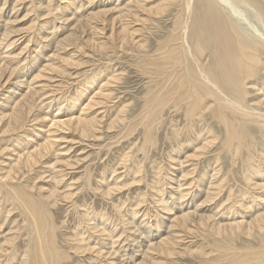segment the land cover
<instances>
[{
	"label": "rangeland",
	"instance_id": "obj_1",
	"mask_svg": "<svg viewBox=\"0 0 264 264\" xmlns=\"http://www.w3.org/2000/svg\"><path fill=\"white\" fill-rule=\"evenodd\" d=\"M68 1L69 0H64V2H63V0L62 1L53 0L52 7L55 8L54 12L57 13V12L61 11L58 7L59 6L58 4H60V6L64 8L65 3H67ZM72 1L76 2L75 4H76V6H78L77 7L78 10L77 9L74 10V4L73 5L71 4L70 6H68V8L65 6V9H63L64 14L66 16L68 15V17L71 18L70 19L71 21L69 22V24H71V22L74 23L75 20H77L76 18L82 19L83 17H85L86 14L89 11H91L90 7L92 5L90 0H82V1L81 0H72ZM95 1H101V0H95ZM103 1L106 2V6L105 7L99 6L98 8L96 7L95 10L113 8L114 5H115L114 7H116L117 5L123 6L122 3L128 2L129 0H125V1L124 0H122V1L121 0H117V1L116 0H109V1L103 0ZM146 1H147L148 7H154V8H158L157 5L162 4L165 1L167 3H165V6H163L165 8V10L163 12H160V13L155 12V13H151V14L150 13H147V14L143 13L144 15L141 14L140 21L136 20L134 17L132 18V17L127 16L124 18L122 17L120 19L117 18L116 22H115L116 24H113V26H112L113 18L118 17L119 13L114 12V15L109 14L104 18L105 21L103 22V24H102V21L99 22L100 27H102V26L105 27V30H103V32L100 31L99 35H94L93 33H91L90 28H87L86 26H84L85 28L82 27V28L77 29V31H76V37L77 38L75 39L77 42H75V43L78 45L77 46H74V44L67 45L68 49H67V47L63 48L64 47L63 46L62 49L59 51L60 54L62 53L61 55L65 56V58H70V56H71V58L73 59L75 64L68 66V68L66 70V74H58L55 71L50 70L51 71L50 72L48 69L44 70L43 67L47 64V62H45L46 61L45 58L47 57L48 54L53 53L52 51L54 49V46H57L58 41L64 37H66L70 33L71 29L64 27V26H61L62 20L60 19V16L59 17L58 16H56V17L51 16L50 17L47 15H43V16L41 15L42 17L39 16L40 18L38 16H36V14L40 15V13H42V11H39L38 9L45 7L46 4H49V0H47V1L46 0H0V6H1L0 15H2V17L4 16L3 17L4 19L2 17H0V20H1L0 21V29H1L0 32L1 31L4 32L5 19H8V17L11 16L10 18L12 19V21L14 18H15V21L18 20L16 22L15 21L12 22V24L15 22L13 24L12 28L14 30L16 29L18 32L17 33L18 38L16 37V35H15V37H13V38L18 39L17 42L15 44H13L12 46H10L8 48H4V49H3V46L5 44H2L0 42V44H2V45H0V50H1L0 51L1 52L0 53V55H1L0 59L3 60V62H6V63L2 62V65H1V60H0V67L7 68V71L3 73V75L0 79V93H1L0 97L2 98V99L0 98L1 99L0 103L3 102V98H4L3 96L9 95V91L16 88V86L20 87V85H21V88H20L19 92L17 93L16 97L14 96L15 99H12L13 101L10 100L11 102L7 103L8 106L6 105V107H5L6 113H9L12 110V108L14 107V105L17 104V101L19 99H22L23 96L25 94H27V92H29L30 89L28 87H30L32 89V88H35L37 86L38 90L36 89V92L38 91V93H39V94L37 93V95L34 98L33 110L28 109L30 112L27 110L28 112L26 111V113H25V116H26V114H27V116L30 115L31 117L33 115H35V116L32 117V119L30 116L29 117L26 116L27 118H26L25 124L23 125V130L21 127V128H19V130L18 129L14 130L13 133H12V131L8 132V134L7 133L3 134L2 132L0 133V157L2 155H4V156H2L3 159L0 158V167H1L0 168V180L3 177L2 183H0V186H1L0 187V204H1L0 221L2 223H4V229L6 230L5 232H7V231L9 233L11 232L10 236L13 237V240H14L13 242H15V248L13 245H11V243L9 246L7 244L3 247L5 249H7V251H9V248H10V251H11L10 255L13 252H16L15 255L17 257H19L20 254L22 253V251H24L26 248H28V247L32 248V244H31L32 242L29 240H30L31 234L33 233L32 232L33 230H32V228H30V225L27 221V215L24 212L25 211L24 206L21 205V203H18V201L16 200V196L13 193V191L9 190L10 188H12V185H14V186L15 185H17V186L21 185V186H23L24 189H26L31 194V197L33 199L36 198V199H39L40 201H42V203L39 205V207L41 206V208H44L50 212L51 221H52V223H54V226L56 227L57 246L59 249H61L63 252H66V254L68 255L67 259L64 261V264H80V263L81 264H93V263L94 264H99V263L100 264H102V263L103 264H109V263L105 262L107 259H108L107 261H109V262H114V260H111V258H114L113 257L114 255L110 257L109 254H106L105 257L102 256V259H99L96 256V252H92L90 254V252L88 251L89 253L87 252V253L82 254L79 252V254H78L75 250L76 245L78 243V240H76V238H78L77 234H79L80 232L83 233V235L85 236V239H87V241H85L86 244H90L91 246L94 245L95 247H98V248L100 246L103 247V244H104V247L106 249L109 248L108 249L109 251H113L114 248L110 249L112 246L108 242L109 241L108 237L107 236H101V235H103V233L101 234L100 230L104 226L100 225V226L95 227L96 226L95 224L98 221L99 222L103 221L107 224V226L109 228L114 227V228H116L117 233L120 232V234H122V236H120L119 242L116 243L114 246V247H117V245L119 244L118 247L116 248V249H118V248H120V244H122V245L128 244L130 242V239L134 237V236H132V235H134V234H132V233H134V231L130 232L131 230H128L129 231L128 232L127 230H125V227L124 228L122 227L126 224L125 219L131 218V215L134 214L132 212H134V211H136V214H137V216L135 215L136 216L135 220H137L139 225H141L142 229L145 228L146 230H148V226H149L148 224L154 223V220L156 221L155 214L157 215L159 212L162 215L165 214V213H163L164 210H162L160 203L158 202V200L160 198V194L158 193L157 189H160V188L163 189V187H164L163 190H165V192H164L163 197L168 198V195H169L168 192L172 188H174L175 185L177 184L175 180H173V181L171 180V184H168L167 183L168 179H165V177L167 178L169 176L175 177L174 172L177 169V166H176L177 160L175 158H171V156H173L174 154L176 155L177 149L180 148V146H182V144L188 145L190 143L188 141L189 138H196V136L200 133H203V135H205V133H206V135H205L206 137L211 135L212 137L213 136L217 137V139L215 140L214 145L212 147H210V149L205 151V154L203 156H201V159L191 160L187 164H185L188 166L187 170L188 169L191 170V173L188 175V177L190 176L189 177L190 180H186V181L182 182V183H184V185H182V187L180 189L188 188L189 185L186 183H189L192 180H193V184H194V183H197V182L201 181L202 179L206 178L210 174V171L212 170V167L214 165V167H217V169L218 168L220 169L219 177L222 180H224V183H223L224 195H226V192L228 195V193L230 191H233V193L235 192L233 195V199L236 200L241 196L240 194L245 192V190L247 188V184H246L247 181L244 178V173L248 171L246 163L248 162V159L250 158V157H248L249 152L247 150H244L241 155H236L233 157V155H231V153L227 149H225V146H224L225 145L224 144L225 136H226L225 128L223 125H221L218 122V120L215 118V116L212 114V112L210 110L205 111L204 118L196 117L194 119L195 124H194L192 129H191V127H188V124L193 122V120L187 121L184 106H181V108H178L174 105L173 102H170L169 104L164 106L163 109L161 111H159V113H156L153 115L151 114V109H152L151 108V104H152L151 102H152V100L156 97V95H158V94L161 95L163 90H165L164 89V86H165V75H164V73H165V71L162 72V70L157 69V67H155L157 65L154 64V62L160 64L163 61L161 59L163 56L161 55V52H160L162 49V46L165 45L168 41H171L172 37L175 34L182 32L181 29L178 27L181 25V23L184 24L185 20L186 21L188 20V23H189L187 31H188V35H189L188 37L190 38V41L191 40L195 41L196 39H198V36H194V27L197 24L194 20L195 13L191 12L192 14L191 13L188 14V12H186L185 5H184V2H186L185 0H169V1L168 0H165V1L164 0L163 1L162 0H154V1L153 0H146ZM196 2H197V0H192V5H195ZM150 3H151V5H149ZM246 3L247 2H242L240 0L239 1L238 0L237 1L236 0H234V1L233 0L232 1L226 0V5L229 7V8L228 7H226V8H227V11L230 12L231 15L233 16V18L236 20V23L239 24V26L244 24L243 26L245 29L250 27L248 30H245L243 28V26H240L244 31L255 34L258 38L261 37L260 39L264 40V37H263L264 36V23H263L264 20L260 21L262 19L257 17L256 13L254 12V11H256L255 8H253L250 4H249V6H251V8H249L247 5H245ZM112 4H113V6H112ZM40 6H42V7H40ZM25 7H27V8H25ZM33 8H35V11L26 15L27 10L28 9L32 10ZM230 9L233 11H230ZM251 9H253V10H251ZM2 10H3V12H2ZM241 10H243V11H241ZM75 11L76 12L78 11V12L76 13ZM86 11H87V13H86ZM234 11L237 12V15L239 17L236 16V13ZM5 12H7V14ZM35 12H40V13L38 14ZM1 13H3V14H1ZM81 15H83V16L81 17ZM109 16H111V17H109ZM244 16L247 19V21L250 20L249 21L250 23L249 22L247 23L246 19L243 18ZM53 17H54V20H53ZM36 18H39V20ZM47 18H49L48 21L50 20V21H52V23L50 21L49 22L47 21L50 24H47V22H46V24H47L46 25L44 22L47 20ZM56 18H57V20H56ZM109 18H111V19H109ZM241 18H243V19H241ZM36 20H37L38 24H36L35 28L32 30L29 29L30 25L33 24L34 21L36 22ZM118 20L119 21L122 20V21L119 22ZM123 20H125V21H123ZM2 22H3V24H2ZM109 22H110V24H109ZM124 23H129V27H130L128 41H125V40L122 41V39H123L122 36H118L115 34V32L117 33L118 29H120ZM252 23H256V26H255V24H253V26H251ZM134 24H135V27H134ZM247 24L249 27L247 26ZM261 24H262V26H261ZM38 25L39 26L44 25L45 28H44V26L39 27ZM50 25L53 26V27H51V29L49 27ZM59 25H60V27H59ZM54 26L55 27L58 26V27L54 28ZM110 26L112 28H110ZM1 27H3V28H1ZM38 27H39V30H37ZM41 28H43V29H41ZM57 28H58V30H57ZM131 29H132V32H131ZM111 31H112V33H114V38L111 37L113 35L111 33ZM196 32H198V31H196ZM52 34H54V35L56 34L57 38L54 40L55 42L53 41L54 43L51 42V44H50V42H48L47 39L50 40L52 37ZM90 34H93V35H90ZM88 37H90V39ZM116 37H118V38H116ZM119 37H120V39H119ZM1 38H2V35L0 34V39ZM33 38L36 40H34ZM37 38L38 39L41 38V39L37 40ZM87 40H88V42L86 43ZM116 40H118V41H116ZM1 41H2V39H1ZM93 42H94V44H93ZM28 43H29V45H28ZM79 43H80V45H79ZM119 44H120V46H119ZM23 45L27 48H24ZM101 45L103 46V48L101 47ZM23 49H24V51H23ZM5 51L7 53H5ZM30 51H31V53H29ZM78 51H79V53H78ZM19 52L22 53L20 55L21 57L22 56H25V57H22V59L20 58V56L17 57L18 54H20ZM27 53H29V55ZM3 55L6 56V58ZM33 55H34V57H33ZM41 55L44 57H42ZM27 56L28 57L31 56V57H29V59H28ZM1 57L5 58V59H2ZM208 57L209 56H204L202 58L201 64L203 66H208V64L210 63V57L209 58ZM30 58H32V59L30 60ZM36 58H37V61H35ZM10 60L13 63H10L11 62ZM15 61H18V62L15 64ZM23 61H24V63H23ZM56 61H55V63H56ZM48 63H50V62H48ZM19 64H20V66H19ZM10 65H12L11 68H9ZM23 66H25V67H23ZM18 68L21 69L22 79L26 80L25 82H30L32 85L30 83H24V82H23V84H25V85H23L22 83L20 85L15 84L17 82V80L21 79V77H18L19 79L16 80V77L20 74V70H18ZM9 69H10V72H12V70L14 69L15 73H13L11 75V73L9 72ZM16 71L18 72V75H16ZM48 71H49V73H48ZM39 72L40 73L42 72L40 78H39V76H37L38 74H40ZM44 74L46 75V77ZM48 74H50V76ZM90 74L93 75V77H94L93 79H92ZM261 74L262 75H261V77H259V79H254L253 81L254 82L258 81L260 84H264V70L261 72ZM9 75H11V76L9 77ZM55 75H57V76H55ZM99 75H100V78H98ZM33 76H34V78H33ZM59 76H61V77H59ZM7 78H8V80H7ZM88 78H90V79H88ZM84 79H85V81H87L86 83L84 82ZM5 80H6V82H5ZM41 80H43V81H41ZM88 80H89V82H88ZM90 81H92V83H94V84H91ZM2 83H3V86H2ZM89 83L91 84V86H88V85H90ZM13 84H15V85H13ZM26 85H28V87ZM33 85H34V87H33ZM84 85H86V87H87L86 89H85ZM10 86H12V87L14 86L13 89ZM250 87H252V86L250 85ZM81 88H83V89H81ZM77 89H79V91H77ZM84 89H85V91H83ZM7 90H8V92L6 93ZM81 91L84 92V96L80 95ZM100 91H102L104 93L106 91V94H108V97L105 99L98 98L100 101H102V103H100V105H95L92 109H88L86 111V114L89 117L95 116L96 114H98V115L100 114L99 117H102V123L97 128L96 132H94V134L87 136V137H84L78 131L73 130L71 128L60 127V129H58V127H56L54 124H53L54 126L52 125V123H53V122H51L52 116H56V119L60 118V119L64 120V119H68L70 117L73 118L75 116L77 117V116L81 115L83 113L82 109ZM77 92L79 94H77ZM259 92L260 91H258L256 88H254V87L251 88V90L248 94L249 95L248 98L252 100L251 103H253L257 100V97L259 96ZM2 94H4V95H2ZM75 95L76 96L80 95L81 101H79V103L77 104L78 106H76V105L72 106L71 105L72 106V109H71L70 108L71 106H69V103H70L71 99L74 98ZM58 100L59 101L63 100L65 102H63V101L59 102ZM66 100H67V102H66ZM96 100H97V98H96ZM57 101L59 102V104L55 103ZM35 102H36L37 106L35 105ZM47 111H49V113L46 114ZM5 112H4V114H5ZM50 112L52 113V116L50 115ZM148 112H149V114H148ZM55 113H56V115H55ZM36 115H40V116L48 115L49 118L41 121L40 118H42V117H40L39 118L40 121H38V124H36L37 122L35 121L36 122L35 123L33 120L36 117ZM1 117H2V115H0V118ZM5 120L3 119V121L1 122L0 125L5 123ZM103 120L104 121L107 120L106 121L107 123L104 122ZM114 120H116V121L113 122ZM105 125L107 127H104ZM0 127H2V126H0ZM6 127L7 126H5L4 129H6ZM26 127L30 128V129L34 128L33 131L35 129L36 130L33 132L32 130L27 129ZM207 129H211V132L208 133ZM29 130L31 132H29ZM22 131L24 133H22ZM25 131H28L29 133L26 134L27 132H25ZM187 131H191V134H188ZM15 132H19L21 135L18 133H15ZM1 134H2V136H1ZM22 134L23 135L26 134V135H24V137L27 136L26 140L25 139L23 140L24 137L22 136ZM146 136H148V137H146ZM246 136L256 139L255 142L252 141L253 147L250 149V151L254 155H256L257 151L263 150L264 139H263V132L262 131H260L259 129H257L255 127H250V131L246 134ZM19 137H20V139H19ZM18 139L20 140V142H17ZM31 139H33V140L31 141ZM46 139H51V140L56 139V140H54L56 142L54 147H53L54 153H52L51 155L46 154L47 156L45 155L43 158H41V160L39 162H37L34 165V167L30 168V167H23L22 166L21 170H19V172L16 175L14 173H12L13 179H11L12 177H9V178L4 177L7 175L6 173L9 171L8 169H11L12 165L15 163L14 162L15 160H12V159H15L14 156H16L18 154V152L26 153L25 150H27V152L32 151V150L38 148L39 145L41 146V144H43L46 141ZM15 140H16V142H15ZM25 142H27V143H25ZM194 142H195L194 143L195 146H199L198 144L200 143V140L198 141V140L194 139ZM14 143H15V145H12ZM16 143L19 144V147ZM28 143H29V145H28ZM24 144H26V146ZM192 145H189V147L194 146V145L193 146ZM9 147H10L11 151H10ZM12 148L15 150H13ZM188 148L186 150H188ZM56 150H57V152H56ZM194 150H196V149H194ZM2 151H3V153H6V154H2ZM15 151H17V152H15ZM11 152H12V154H11ZM192 152L193 151H189L188 153L191 154ZM13 153H17V154H13ZM57 153H58V155H57ZM54 154H56V155H54ZM182 154L186 155L187 153H184L182 151L181 155ZM54 156L57 157L58 159H56ZM8 157H11V158L13 157V158L7 159ZM52 158H55V159H52ZM217 158H219L218 162L216 161ZM48 159H50V161ZM6 160L10 163H6L7 162ZM57 160H59L60 162L58 163V165L54 169L48 167L49 162L54 163ZM1 161H3V162L1 163ZM4 161H6V162H4ZM67 161H68L69 165H67L65 163ZM46 162H48V163L46 164ZM212 163H213V165H212ZM8 164L11 165V166L9 165L10 168L8 167ZM3 165H7V166H3ZM172 165H174L176 167H173ZM43 166H44V169L42 170ZM172 167L174 169H172ZM194 169H195V171H194ZM38 170L39 171L41 170L40 175L38 173L39 172ZM46 170H47V172H46ZM192 170L194 172H192ZM42 171H45V172H42ZM4 172H5V174H3ZM204 173L206 174V176ZM1 174H2V176H1ZM50 174L52 175V177L54 175H59L60 179L62 180L61 183L62 184L64 183V184L63 185L61 184L58 189L61 192H63V190H65L69 194H71V198H69L70 201L64 197H58V198H56L55 201H53V200L47 201L44 199V195L47 196L48 195L47 192H49L50 188L55 186V184H56V182H55L56 180L54 179V177L52 178ZM46 176H47L48 180L46 179ZM162 176H163V178H162ZM191 176H193V178H191ZM37 178H38V180H37ZM17 179H18V181H17ZM49 179L51 182H49ZM6 180L9 181V183ZM12 180H13V182H12ZM108 180L110 182H112L113 184L118 182L120 184V186L123 184V187L121 186V189H115L114 190L115 192L112 191L111 195H109V196L102 195V193L100 192V190L102 189L101 187L104 188V185L106 182H108ZM138 180H140L141 182L140 181L138 182ZM65 181H67V182L65 183ZM131 181H132V183H130ZM24 182H25V184H24ZM127 182L130 184H128ZM11 183H13V184L11 185ZM112 183H111V185H113ZM126 185H127V187H126ZM17 186H15V187H17ZM40 186H42V188ZM176 186H178V184ZM39 188H40V190H38ZM44 188H45V190H44ZM231 188H232V190H231ZM97 189H99V190H97ZM193 189L195 190L196 186ZM43 190H44V192L46 190H48V191H46L44 194ZM93 191L95 193H93ZM98 192H100V193L98 194ZM142 192H143V194H142ZM39 193H41V194H39ZM238 194H239V196H238ZM139 195H141V197H143L145 195L143 197L145 200L143 198L140 199ZM156 195H159V196H156ZM224 195H222V196H224ZM202 199L203 198H201V200ZM3 200H5V202ZM135 200H137V201H135ZM139 200L142 201V203H140ZM7 201H9V202L7 203ZM115 202H116V204H115ZM135 202H137L136 205H135ZM113 203L116 206V208H114ZM119 203L122 206V209H121ZM17 204H19V205L17 206ZM158 204H159V206H157ZM4 205L7 209L5 208L3 210L2 207ZM80 205H82V206H80ZM148 205H149V208H148ZM18 208H20V209H18ZM22 209H23V211H22ZM77 209H78V211H77ZM152 209L154 212L152 211ZM155 209L156 210L158 209L159 211L156 212ZM6 210H8V212ZM97 210L101 214L97 213L98 212ZM102 210H103V212H102ZM130 210L132 211L131 213H130ZM18 211H19V213H17ZM20 211L23 213H21ZM83 211L86 212L87 215H86V213H83ZM114 211H116V212H114ZM226 211L227 210L223 209V207H222L221 211L218 212L217 217H220V216L228 217L229 215H232L230 213L228 214ZM240 211H242V209H240ZM245 211H247V210H245ZM254 211H255V208L249 214H252V212H254ZM1 212L4 213L5 215L2 214ZM152 212L155 214H153ZM145 213L146 214L148 213L147 216ZM7 214H10V215H7ZM22 214H23V216H22ZM82 214H84V215H82ZM89 214H90V216H89ZM93 214H95V215L93 216ZM117 214H118V216H117ZM97 215L101 219H99L97 217ZM104 215L107 218L102 217ZM119 215H121V217ZM87 216L90 217V220L88 219L89 217H87ZM151 216L152 217L155 216V217L152 218ZM236 216H238V215H236ZM9 217H11V218H9ZM93 217H95V218H93ZM123 217H124L125 222L122 221ZM12 218H13V220H11ZM97 218H98V221H96ZM144 218H145V221H143ZM249 218H246V220ZM5 220H6V222H5ZM11 221H12V223H11ZM13 221H14V223H13ZM24 221H26V222H24ZM142 221H143V223H145V225L142 223ZM147 221L150 223H148ZM9 223H11L12 225L11 224H10L11 226L8 225ZM121 224H123V225H121ZM28 225H29V228H28ZM91 227L93 228V231L95 229L94 233L90 229ZM99 227H101V228H99ZM212 227H213V223L207 224L206 227H204L202 230H197V228H194L197 233L194 232V229L190 232H188L187 230L181 229L183 231H180V237L178 238V242H177L176 254L173 257L171 256V259L169 258L165 262L163 261V264H213L215 259L218 256V252L216 251V247L218 244L223 243V242H230L229 244H231L234 248H239L240 250L241 249H249V248L257 249V248H260L264 244V231L262 233L256 232L253 236H247L244 233V231L241 230L242 232L235 235V236H225V235H217L216 232L212 229ZM77 228H78V230H77ZM154 228H155V226H153V229ZM80 229H82V230H80ZM121 229H122V231H120ZM10 230H12V231H10ZM76 231H78V232H76ZM97 231H98V233H97ZM162 231H164V230L162 229ZM95 232H96V234H95ZM125 233H126V235H125ZM99 234H101V235H99ZM130 234H131V236H130ZM127 235H128V237H127ZM26 237H28V238H26ZM122 238H124V239H122ZM96 239H98V240H96ZM125 239H127L128 243L126 242ZM106 240L108 243L105 242ZM124 240H125V242H124ZM75 241H76V243H75ZM100 241L102 242V244L100 243ZM2 243L3 242H1L0 247L3 246ZM105 243H106V246H105ZM107 246H109V247H107ZM73 248L75 251L73 250ZM130 248H132V247H130ZM179 249H181V250H179ZM105 250H104V254L106 252H108V250H106V252H105ZM7 253H9V252H6L5 254H7ZM177 253H179V254H177ZM5 254L2 256L4 258L0 257V262L2 261L0 264H2L3 262H6L7 256H5ZM93 254H95V255H93ZM120 254L122 255V253H120ZM91 255H92V257H91ZM138 256H140V255H138ZM91 260H93L92 261L93 263L91 262ZM101 261H102V263H101ZM13 264H17V262L13 263Z\"/></svg>",
	"mask_w": 264,
	"mask_h": 264
},
{
	"label": "bare ground",
	"instance_id": "obj_2",
	"mask_svg": "<svg viewBox=\"0 0 264 264\" xmlns=\"http://www.w3.org/2000/svg\"><path fill=\"white\" fill-rule=\"evenodd\" d=\"M60 1H62V0H60ZM90 1L92 3V5L90 7L91 11H89L88 13L86 11L87 14L82 19L76 18L77 19V20H75L76 23L71 22V24H69V22L71 21L70 20L71 18L68 17V15L66 16L64 14V11H63V9H65V6L68 8V6H70L71 4L72 5L74 4V10L77 9L78 6H76V4H75L76 2H74L72 0H69L67 3H65L64 8L61 7L60 4H58L59 5L58 7L61 11L57 12V13L54 12L55 8L52 7L53 0H49V4H46L45 7L40 6L42 8H39L38 10L42 11V13L35 12L38 14L40 13V15L36 14V16H38V17L41 15L42 16L47 15L50 17L51 16H54V17L60 16V19L62 20L61 26H64V27L71 29L70 33L66 37L60 39L59 41L57 40L58 45L54 46V49L52 51L53 53L48 54L47 57L45 58L46 59L45 62H47V64L43 67L44 70L48 69L49 71L50 70L55 71L58 74H66V70H67L68 66L75 64L73 59L71 58V56H70V58H65V56L61 55L62 53L60 54L59 51L62 49L63 46H64L63 48H66L67 45H70V44H74V46L78 45L75 43V42H77L75 40L77 38L76 37L77 29L86 26L87 28H90L91 33H93L94 35H99L100 31L103 32V30H105V27L99 26V22L102 21V24H103V22L105 21L104 18L109 14L114 15V12L119 13V16L117 15L118 17L113 18L112 26H113V24H116L115 22H116L117 18L120 19L122 17L124 18L127 16L132 17V18L134 17L136 20L140 21L141 14H143V13H146V14L150 13L151 14V13H155V12L156 13L163 12L165 10V8L163 6H165V3H167L164 0L165 2L157 5L158 8H154V7H148L146 0H129L128 2L122 3L123 6H118L116 4L117 6L114 7L115 5L113 6V4H112L113 8L95 10V8L96 7L98 8L99 6L105 7L106 2H104L103 0H101V1L90 0ZM185 1L186 2H184V5H185L186 12H188V14H190L191 12L195 13L194 20L197 24L195 25V27L193 26L194 27V36H198V39H196L195 41H193V40L190 41V38L188 37L189 36L188 31H187L189 23H188V20L187 21L185 20L186 19L185 18L184 24L181 23V25L178 27L181 29L182 32L175 34L172 37L171 41H168L165 45L162 46V49L160 52H161V55L163 56L161 58L163 61L160 64L155 63V62H154V64L157 65V66H155V67H157V69L162 70V72L165 71V73H164V75H165L164 89L165 90H163L161 95L160 94L156 95V97L152 100V102H151L152 103L151 104V108H152L151 114L153 115V114L159 113V111H161L163 109V107L166 106L167 104H169L170 102H173L174 105L178 108H181V106H184L187 121L193 120V122L188 124V127H191V129H192L194 124H195L194 119L196 117L204 118L205 111L210 110L212 112V114L215 116V118L218 120V122L221 125H223L225 128V131H226L225 142H224L225 149H227L231 153V155H233V157L236 155H241L244 150H247L249 152L248 157H250V158L248 159V162L246 163L248 171L244 173V178L247 181V183H246L247 188H246L245 192L240 194L241 196L236 200L233 199V195L235 193V192L233 193V191H230L228 193V195L226 192L227 196L224 195V192H223L224 180H222L219 177L220 169L219 168L217 169V167H214V165L212 163L214 168L212 167L210 174L208 173L209 175L206 178H204V179L201 178L202 179L201 181L194 183V184H193V180H192L189 183H186L189 185L188 188L180 189L182 187V185H184V183H182V182H184L186 180H190L189 179L190 176L188 177V175L191 173V170H189V169L187 170L188 166L185 164H187L191 160L201 159V156H203L205 154L206 150L210 149V147H212L214 145V142L217 139V137H214V136L212 137L211 135L206 137L205 136L206 133H205V135H203V133H200L196 136V138H189L188 141L190 143L188 145L182 144V146H180V148L177 149L176 155L174 154L173 156H171V158H175L177 160V163H176L177 169L174 172L175 177L168 175L169 177H167V178L165 177V179H168V181H167L168 184H171V180L172 181L175 180L176 183L178 184V186H176L177 185L176 184L174 188H172L171 190L169 189L170 191L168 192V194H169L168 198L163 197L164 192H165V190H163L164 187H163V189L162 188L157 189L158 193L160 194V198H159L158 202L160 203L162 210H164V212H163V213H165L164 215H162L160 212L156 215L155 213H153L154 211L152 209V211H153L152 213L155 214V216H156V218H155L156 221L154 220V223H150L147 221L151 225L148 224L149 225L148 230H146L145 228L142 229L141 225H139L137 220H135V217L137 216L136 211L132 212L130 210V213L132 212L134 214L131 215V218L125 219L127 225L125 224L122 227L123 228L125 227V230H127V231L128 230H131L130 232L134 231V233H132V234H134V235H132L134 237L130 239L129 243L127 242V239H125L128 244H125V245L120 244V248L116 249L119 244L117 245V247H114V246L116 243L119 242L120 236H122V234H120V232L117 233L116 228L111 227L110 226L111 224L109 225L111 228H109L105 222H103V221L99 222L98 221V218H99L98 215L99 214H98L97 215L98 218L96 219V221H98V222L95 224L96 225L95 227L100 226V225L104 226V227L101 226L102 227L101 230L99 229L101 231V234L103 233V235H101V234H99V235L107 236L108 240H109L108 242L112 246L110 249L114 248V250L109 251L108 250L109 248L106 249L104 247V244H103V247L100 246L99 248L95 247L94 245L91 246L90 244H86L85 241H87V239H85V236L83 235V233L80 232L81 234L80 233L77 234L79 239L76 238V240H78V243L76 245L75 250L78 254H79V252L82 254L87 253L88 251L90 252V254L92 252H96V256L99 259H102V256L105 257L106 254H109L110 257L114 255L113 256L114 258H111V260H114V262H109V261H107L108 259L105 261L106 263H109V264H163V261L165 262L169 258L171 259V256L173 257L176 254L177 242H178V238L180 237V231H183V230H187L188 232L192 231L194 228H197V230H202L204 227H206L207 224L213 223L212 229L216 232L217 235L235 236V235L241 233L242 232L241 230H243L247 236H253L256 232L262 233L264 231V209H263L264 208V148L261 151L256 150L257 151L256 155H254L250 151V149L253 147L252 143L255 142L256 139L246 136V134L250 131V127H255V128H257L263 132V139H264V84H260L258 81L257 82L253 81L254 79H259V77H261V75H262L261 72L264 70V40H261L260 39L261 37L258 38L255 34L244 31L240 27V26H243L244 24L239 26V24L236 23V20L233 18L231 13L227 11L226 7H228V6L226 5V0H197L195 5H192V0H185ZM230 1H232V0H230ZM240 1L247 2L248 4L246 3L245 5H247L249 8H251V6L253 8H255L256 11H254V12L256 13L257 17L262 19L260 21L264 20V0H240ZM63 2H64V0H63ZM249 4L251 6H249ZM149 5H151V3ZM25 8H27V7H25ZM231 9H230V11H233ZM0 10H1V6H0ZM251 10H253V9H251ZM34 11H35V8H33L32 10L28 9L26 15L31 13V12H34ZM241 11H243V10H241ZM2 12H3V10H2ZM5 13L7 14V12H5ZM235 13H236V16L239 17L237 15V12H235ZM1 14H3V13H1ZM82 16L83 15H81V17ZM0 17H2V15H0ZM10 17H8V19H5L4 32H2V31H1L2 33L0 32V34L2 35V38H1L2 41L0 39V42L2 44H5L4 45L5 47L3 46V49L12 46L18 40L17 39L18 38L17 37L18 32L16 29L14 30L12 28L13 24L18 20L15 21V18L13 17L14 18L13 21H15V22L12 24L13 21ZM54 17H53V20H54ZM109 17H111V16H109ZM39 18H36V19L39 20ZM243 18L246 19L245 16ZM243 18H241V19H243ZM48 19L49 18H47L46 21L44 20L45 24L48 21ZM109 19H111V18H109ZM56 20H57V18H56ZM120 21H122V20H120ZM123 21H125V20H123ZM246 21H247V19H246ZM249 21H247V23ZM36 22H37V20H36ZM36 22L34 21V23L30 25L29 29H31V30L34 29L36 24H38V22L37 23ZM48 22H47V24H50ZM50 22L52 23V21H50ZM110 22H109V24H110ZM263 23H264V21H263ZM2 24H3V22H2ZM253 24H255V26H256V23H252L251 26H253ZM51 25L49 26L50 29H51V27H53ZM42 26H44V25H41L39 27H42ZM247 26H248V24H247ZM261 26H262V24H261ZM39 27L37 30H39ZM56 27H58V26H56ZM56 27L54 26V28H56ZM59 27H60V25H59ZM134 27H135V24H134ZM1 28H3V27H1ZM44 28H45V26H44ZM110 28H112V27L110 26ZM243 28H244V26H243ZM249 28H247V29L244 28V29L248 30ZM41 29H43V28H41ZM57 30H58V28H57ZM196 31H198V32H196ZM129 32H130L129 23H124L122 25V27L120 29H118V32L117 33L115 32V34L118 36H122V38H123L122 41H124V40L128 41ZM131 32H132V29H131ZM111 33H112V31H111ZM93 34H90V35H93ZM112 34L113 35L111 37L114 38V33H112ZM15 35L17 38H13V37H15ZM56 38H57V35L52 34V37L50 40L47 38L46 39L51 44V42H53ZM88 38L90 39V37H88ZM116 38H118V37H116ZM39 39H41V38H39ZM39 39L37 38V40H39ZM119 39H120V37H119ZM34 40H36V39H34ZM116 41H118V40H116ZM87 42H88V40L86 41V43ZM2 44H0V45H2ZM93 44H94V42H93ZM28 45H29V43H28ZM79 45H80V43H79ZM119 46H120V44H119ZM101 47L103 48L102 45H101ZM24 48H27V47L24 46ZM67 49H68V47H67ZM23 51H24V49H23ZM31 51L29 53H31ZM5 53H7V52L5 51ZM29 53H27V54L29 55ZM78 53H79V51H78ZM21 54L22 53L18 54L17 57H19ZM31 56H29V57H31ZM204 56L210 57V63L208 64V66H203L201 64V60ZM4 57L6 58V56H4ZM22 57H25V56H22ZM22 57L20 56L21 59H22ZM29 57H28V59H29ZM33 57H34V55H33ZM42 57H44V56H42ZM5 58H2V59H5ZM31 59L32 58H30V60ZM18 61H15V64ZM35 61H37V58ZM55 61H56V63H55ZM2 62H3V60H1V65H2ZM48 62H50V63H48ZM3 63H6V62H3ZM10 63H13V62L11 61ZM23 63H24V61H23ZM11 66L12 65H10V67L9 66L8 67L11 68ZM19 66H20V64H19ZM23 67H25V66H23ZM18 70H20V74L18 75V72L16 71V75H18L16 77V80L19 79L18 77H21V69L18 68ZM6 71H7V68L0 67V79L3 75V73ZM14 71L15 70L13 69L12 72H10V69H9V72L11 73V75L13 73H15ZM49 71H48V73H49ZM41 74H42V72L40 74H38L37 76H39V78H40ZM50 74H48V75L50 76ZM11 75H9V77ZM46 75H45V77H46ZM55 76H57V75H55ZM59 77H61V76H59ZM91 77H92V79L94 78L93 75H91ZM33 78H34V76H33ZM98 78H100V75ZM88 79H90V78H88ZM7 80H8V78H7ZM25 81L26 80H23L21 77V79L17 80V82L15 84L20 85L21 83L23 84V82L24 83H30V82H25ZM41 81H43V80H41ZM5 82H6V80H5ZM84 82L86 83L87 81H85V79H84ZM88 82H89V80H88ZM3 83H2V86H3ZM90 83L94 84V83H92V81H90ZM15 84H13V85H15ZM91 84L88 86H91ZM23 85H25V84H23ZM250 85L252 87H250ZM26 86L28 87V85H26ZM10 87L13 89L14 86L13 87L10 86ZM33 87H34V85H33ZM84 87H85V89L87 88L86 85H84ZM253 87L256 88L260 92H259V96L257 97V100L255 99L256 101L251 103L252 100L248 98L249 97L248 94H249L251 88H253ZM20 88H21V85H20V87L16 86V88L9 91V95L3 96L4 97L3 102L0 103V115H2V117L0 118V124L3 121V119L4 120L6 118L7 119L5 120V123L0 125V126H2V127H0V133L2 132L3 134L4 133L8 134V132H10V131H12V133H13L14 130H17V129L19 130V128H21V127L23 130V125L25 124L26 118L30 116V115L27 116V114H26V116H27L26 117L25 113L28 109L33 110L34 98L38 93V91L36 92L37 86L35 88H32V89L30 87H28L30 89L29 92H27V94H25L22 99H19L17 101V104L14 105V107L12 108V110L9 113L5 112V107H6L7 103L13 101L12 99H15ZM83 88H81V89H83ZM85 89L83 91H85ZM77 91H79V89H77ZM83 91H81L80 95L84 96ZM7 92H8V90L6 91V93ZM77 94H79V93L77 92ZM2 95H4V94H2ZM76 95L72 99L69 97L71 99L69 106H71V105L72 106H75V105L78 106L77 104L79 103V101H81V96L80 95L76 96ZM0 96H1V93H0ZM107 97H108V94H106V91H105V93L102 91L98 92L92 98V100H90L89 103H87V105L82 109L83 113L77 117L74 115L75 117H73V118L70 117V118L64 119V120L60 119V118L56 119V116H52V113L50 112V115L52 116L51 122H53L52 125L54 124L56 127H58V129H60V127L71 128L73 130L78 131L84 137H87V136L94 134V132H96L97 128L102 123V117H99L100 114L99 115L96 114L95 116L89 117L86 114V111L88 109H92L95 105H100V103H102V101H100L98 98L105 99ZM96 98H97V100H96ZM58 101L55 103L59 104V102L61 100L59 102ZM63 102H65V101H63ZM66 102H67V100H66ZM35 105H36V102H35ZM72 106L70 107L71 109H72ZM4 112H5V114H4ZM47 113H49V111H47L46 114ZM148 114H149V112H148ZM55 115H56V113H55ZM34 116L35 115H33L32 117H34ZM32 117H31V119H32ZM40 117H42V118H40ZM39 118L41 119V121H43L49 117H48V115H43V116L36 115V117L33 119L34 122L35 121L37 122V123L35 122L36 124H38V121H40ZM106 121H104V122H106ZM115 121L116 120H114L113 122H115ZM5 126H7L6 129H4ZM104 127H107V126L105 125ZM27 129H30V128H27ZM33 129H30V130L33 131ZM30 130H29V132H31ZM19 132H15V133L20 134L21 132L20 133ZM25 132H27L26 134L29 133L28 131H25ZM207 132L208 133L211 132V129H207ZM22 133H24V132L22 131ZM187 133L191 134V131H187ZM26 134H24V135H26ZM24 135L22 134L23 137H24ZM1 136H2V134H1ZM20 137H19V139H20ZM146 137H148V136H146ZM26 138H27V136H25L23 138V140L24 139L26 140ZM194 139L198 140V141L200 140V143L198 142L199 146H195ZM18 140H17V142H20V140L19 141ZM32 140L33 139H31V141ZM54 140H56V139H54ZM54 140L46 139V141L43 144H41V146L39 145L38 148H36L32 151H29V152H27V150H25L26 153H21V152H18V154L13 153V154H17L18 156L17 155L14 156L15 159H12L13 157L7 158V159L11 158L12 160H15L14 161L15 163L12 165L11 169H8L9 170L8 172L6 171L7 175L4 177H7V178L12 177V173H14L16 175L19 172V170H21L22 166L23 167H30V168L34 167V165L37 162H39L41 160V158H43L46 154L51 155L52 153H54L53 147L56 143ZM15 142H16V140H15ZM25 143H27V142H25ZM12 145H15V143ZM17 145L19 147V144H17ZM24 145L26 146V144H24ZM28 145H29V143H28ZM189 145H192L193 147H189ZM187 148H188V150H186ZM9 149H10V147H9ZM194 149H196V150H194ZM13 150H15V149H13ZM10 151H11V149H10ZM182 151L184 153H187V154L181 155ZM189 151H193V152L191 154H189L188 153ZM15 152H17V151H15ZM56 152H57V150H56ZM2 154H6V153H3V151H2ZM11 154H12V152H11ZM54 155H56V154H54ZM57 155H58V153H57ZM2 156H4V155H2ZM2 156L0 158L3 159ZM55 158L58 159L57 157H55ZM55 158H52V159H55ZM48 160L50 161V159H48ZM6 161H4V162H6ZM216 161L218 162L219 158H217ZM2 162L3 161H1V163ZM48 162H46V164ZM59 162H60L59 160L55 161L54 163L49 162L48 167L54 169L58 165ZM6 163H10V162L7 161ZM65 163L67 165H69L68 161ZM9 165L10 164H8V167H9ZM3 166H7V165H3ZM172 166L176 167L174 165H172ZM173 167H172V169H174ZM43 169H44V166H43L42 170ZM40 171L38 172L39 175H40ZM194 171H195V169H194ZM194 171L192 170V172H194ZM42 172H45V171H42ZM46 172H47V170H46ZM3 174H5V172ZM1 176H2V174H1ZM205 176H206V174H205ZM51 177H52V175H51ZM53 177L56 180L55 181L56 184H55V186L50 188L49 192H47L48 193L47 196L44 195V199L47 201L48 200L55 201L56 198H58V197H64V198L69 200V198H71V194H69L65 190H63V192H61L58 189L59 186L62 184L61 183L62 180L60 179L59 175H54ZM162 178H163V176H162ZM191 178H193V176H191ZM2 179H3V177H2ZM2 179L0 180V183H2ZM11 179H13V177ZM46 179H47V176H46ZM37 180H38V178H37ZM17 181H18V179H17ZM139 181L140 180H138V182ZM7 182L9 183V181H7ZM12 182H13V180H12ZM49 182H51L50 179H49ZM66 182L67 181H65V183ZM111 183L112 182H110L108 180V182L105 183L104 188L103 187H101L102 189L100 188L101 189L100 192L102 193V195L109 196V195H111L112 191H114L115 189H121V186L123 187V184L120 186V184L118 182L114 183V184L112 183L113 185H111ZM130 183H132V181ZM130 183H128V184H130ZM12 184L13 183H11V185ZM24 184H25V182H24ZM15 186H17V185H15ZM15 186L12 185V188H10L9 190L13 191V193L16 196V200L18 201V203H21V205L24 206V209H25L24 212L27 215V221L30 225V228H32V230H33L32 231L33 233L30 231L32 234H31L30 240H29L32 242L31 243L32 248L27 246L28 248H26L25 250L23 249L24 251H22L21 254L19 253L20 254L19 257H17L15 255L16 252H13L10 255V252H11L10 248H9V251H7V249H5L3 247L7 244L9 246L11 243V245H13L15 248V242H13L14 241L13 237L10 236L11 232L10 233L8 231L5 232L6 230L4 229V223H2L0 221V244H1V242H3L2 243L3 246L0 247V250H1L0 251V257L4 258L2 256L6 252H9V253L5 254V256H7L6 262H3L2 264H13L16 262H17V264H64V261L67 259L68 255L66 254V252H63L57 246L56 227L54 226V223H52V221H51L50 212L44 208H41V206L39 207V205L42 203V201H40L39 199H36V198L33 199L31 197V194L26 189H24L23 186H21V185H18L17 187H15ZM195 186H196V189L194 190L193 188ZM40 187L42 188V186H40ZM126 187H127V185H126ZM38 190H40V188ZM44 190H45V188H44ZM44 190H43V192H44ZM97 190H99V189H97ZM231 190H232V188H231ZM46 191H48V190H46ZM45 192H44V194H45ZM100 192H98V194ZM93 193H95V192L93 191ZM39 194H41V193H39ZM142 194H143V192H142ZM222 195H224V196H222ZM139 196L141 199L145 195L143 197H141V195H139ZM156 196H159V195H156ZM238 196H239V194H238ZM201 198H203V199L201 200ZM3 201L5 202V200H3ZM135 201H137V200H135ZM8 202L9 201H7V203ZM139 202L142 203V201H140V200H139ZM115 204H116V202H115ZM136 204H137V202H135V205ZM18 205L19 204H17V206ZM113 205H114V203H113ZM119 205H120V203H119ZM80 206H82V205H80ZM157 206H159V204ZM0 207H1V204H0ZM120 207L122 209L121 205H120ZM222 207H223V209L227 210L226 212L228 214L230 213L233 216L229 215L228 217H224V216L217 217V214L219 211H221ZM5 208L6 207L4 205L2 207V209L4 210ZM114 208H116L115 205H114ZM148 208H149V205H148ZM254 208H255V211L252 212V214H249ZM18 209H20V208H18ZM240 209H242V211H240ZM245 210H247V211H245ZM6 211L8 212V210H6ZM22 211H23V209H22ZM77 211H78V209H77ZM158 211L159 210L157 209L156 212H158ZM102 212H103V210H102ZM114 212H116V211H114ZM17 213H19V211ZM21 213H23V212H21ZM83 213H86V212L83 211ZM97 213H100V212L98 211ZM2 214H4V213H2ZM147 214H146V216H147ZM7 215H10V214H7ZM82 215H84V214H82ZM86 215H87V213H86ZM94 215L95 214H93V216ZM236 215H238V216H236ZM22 216H23V214H22ZM89 216H90V214H89ZM89 216H87V217H89ZM117 216H118V214H117ZM119 216L121 217V215H119ZM155 216H153V217H155ZM102 217L107 218V217H105V215ZM9 218H11V217H9ZM93 218H95V217H93ZM246 218H249V219L246 220ZM88 219L90 220V217ZM99 219H101V218H99ZM11 220H13V218ZM125 220L123 217L122 221L125 222ZM143 221H145V218L143 219ZM143 221H142V223H143ZM5 222H6V220H5ZM24 222H26V221H24ZM11 223H12V221H11ZM11 223H9L8 225H10ZM13 223H14V221H13ZM143 224L145 225V223H143ZM29 225H28V228H29ZM121 225H123V224H121ZM153 226H155L154 229H153ZM101 227H99V228H101ZM90 229L93 231L92 227ZM162 229L164 231H162ZM181 229H183V230H181ZM77 230H78V228H77ZM80 230H82V229H80ZM10 231H12V230H10ZM94 231H95V229H94ZM94 231H93V233H94ZM120 231H122V229ZM76 232H78V231H76ZM194 232H196L195 229H194ZM97 233H98V231H97ZM95 234H96V232H95ZM125 235H126V233H125ZM130 236H131V234H130ZM127 237H128V235H127ZM26 238H28V237H26ZM122 239H124V238H122ZM96 240H98V239H96ZM125 240H124V242H125ZM105 242H107V240ZM75 243H76V241H75ZM100 243L102 244L101 241H100ZM229 243L230 242H223V243H220L217 245L216 251L218 252V256L215 259L213 264H264V244L260 248H257V249L249 248V249H241L240 250L239 248H234ZM105 246H106V243H105ZM107 247H109V246H107ZM130 247H132V248H130ZM104 248L106 250H108V252H106V250ZM73 250H74V248H73ZM104 250L106 252L105 254H104ZM179 250H181V249H179ZM120 253H122V255ZM177 254H179V253H177ZM93 255H95V254H93ZM138 255H140V256H138ZM91 257H92V255H91ZM92 261L93 260H91V262ZM102 261H101V263H102Z\"/></svg>",
	"mask_w": 264,
	"mask_h": 264
}]
</instances>
